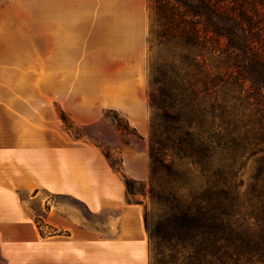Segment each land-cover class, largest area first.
Wrapping results in <instances>:
<instances>
[{"label": "crops", "instance_id": "obj_1", "mask_svg": "<svg viewBox=\"0 0 264 264\" xmlns=\"http://www.w3.org/2000/svg\"><path fill=\"white\" fill-rule=\"evenodd\" d=\"M16 5L14 22L0 31V73L41 74L40 95H15L13 82L0 86V257L5 264H149L142 206L127 200L99 145L74 136L57 113L98 125L122 172L148 177L146 0ZM105 110L121 115L137 142L120 143Z\"/></svg>", "mask_w": 264, "mask_h": 264}, {"label": "trees", "instance_id": "obj_2", "mask_svg": "<svg viewBox=\"0 0 264 264\" xmlns=\"http://www.w3.org/2000/svg\"><path fill=\"white\" fill-rule=\"evenodd\" d=\"M146 11L147 48L152 40L165 48L161 63L152 68L150 104L154 94L172 111L175 129L183 128L190 136L207 125L215 137L211 147L225 151L220 166L211 169L208 198L227 205L234 198L227 161L233 157L235 123L243 116L251 118L244 135L251 133L252 155L260 163L248 193L258 207L264 198V0H146ZM153 143L150 139V152ZM111 167L126 188L132 179L119 165ZM226 209L221 206V212ZM261 215L254 212L256 227L238 225L232 235L223 226V238L235 243L236 264H264Z\"/></svg>", "mask_w": 264, "mask_h": 264}, {"label": "rangeland", "instance_id": "obj_3", "mask_svg": "<svg viewBox=\"0 0 264 264\" xmlns=\"http://www.w3.org/2000/svg\"><path fill=\"white\" fill-rule=\"evenodd\" d=\"M16 1L18 0H0V31H5L9 20L14 22L18 11ZM164 52L165 48L156 44L155 40L151 41L149 49L146 44V97L150 117L149 133L142 139L141 144L148 154L149 171L145 180H132L129 183L126 187V197L142 206L149 264H236L235 243L229 236L227 239L223 238V226L228 227L226 232L232 235L233 228L237 230L238 225L244 228H254L258 225L254 212L260 214L261 211V216L264 215V198L256 209L254 198L248 193L260 163L256 156L252 155L255 146L250 138L251 133L244 135L245 129L249 130V125L251 128V118L243 115L237 118L233 157L228 161L226 159L231 164L227 168V179L230 180V187L233 185L230 189L233 191V203L227 205L222 199H209L213 180L211 169L220 166L225 151L211 147V141L215 137L207 130L206 124L197 135L190 136L185 134L183 128L175 129L178 125L170 118L172 111L168 110L165 103L159 102L154 94L153 107L150 104L148 94L152 68L161 63ZM40 75L1 72L0 86L13 82L15 95L25 93L39 96ZM45 75L42 74L43 78ZM57 113L63 125L74 136L92 140L99 145L110 166H120L116 150H110L104 143L98 125H76L68 120L63 112ZM104 117L115 129L120 143L129 140L137 142V134L121 115L105 110ZM241 123H244L246 128H242ZM150 139L154 141L151 152ZM222 205L227 208L223 211L228 212L227 217L221 212ZM34 221L40 227L39 216H35ZM0 264H5L1 257Z\"/></svg>", "mask_w": 264, "mask_h": 264}]
</instances>
